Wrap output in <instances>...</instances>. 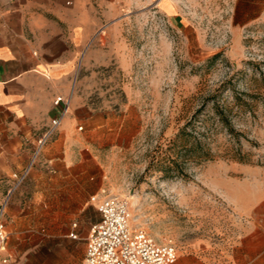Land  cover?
Segmentation results:
<instances>
[{"label": "rangeland", "instance_id": "1", "mask_svg": "<svg viewBox=\"0 0 264 264\" xmlns=\"http://www.w3.org/2000/svg\"><path fill=\"white\" fill-rule=\"evenodd\" d=\"M252 2L134 6L104 30L106 51L80 76L97 115L81 131L83 163L61 168L56 179L33 156L23 174L0 178L4 256L35 253L43 260L34 264H51L63 248L39 244L86 246L99 195L129 199L134 226L174 245L176 264L228 260L245 224L238 204L264 197V21ZM189 122L220 157L167 174L169 143Z\"/></svg>", "mask_w": 264, "mask_h": 264}, {"label": "crops", "instance_id": "2", "mask_svg": "<svg viewBox=\"0 0 264 264\" xmlns=\"http://www.w3.org/2000/svg\"><path fill=\"white\" fill-rule=\"evenodd\" d=\"M165 1L0 0V178L23 174L38 140L57 119L60 124L37 159L54 169L56 179H63L61 168L83 163L86 144L79 128L97 115L80 76L106 51L100 46L102 33L117 24L122 12L164 7ZM252 4L264 21V0ZM58 98L62 101L56 105ZM237 215L245 224L224 264H264V197L240 202ZM39 246L63 248L49 257L51 264H82L86 254L79 242ZM39 260L43 257L35 253L18 254L9 264Z\"/></svg>", "mask_w": 264, "mask_h": 264}, {"label": "built area", "instance_id": "3", "mask_svg": "<svg viewBox=\"0 0 264 264\" xmlns=\"http://www.w3.org/2000/svg\"><path fill=\"white\" fill-rule=\"evenodd\" d=\"M62 98H58V105ZM66 112V111H64ZM60 119L52 122V128L37 143L34 160L37 159L48 139L53 135ZM80 130L83 128L80 127ZM34 163V162H33ZM99 213V220L91 226L86 240V254L82 264H176L179 252L172 244H162L152 238L147 231L133 224L131 202L117 196L91 199ZM76 227V225H74ZM73 240L78 235L70 234ZM8 233L6 224L0 217V264H9L7 253Z\"/></svg>", "mask_w": 264, "mask_h": 264}, {"label": "trees", "instance_id": "4", "mask_svg": "<svg viewBox=\"0 0 264 264\" xmlns=\"http://www.w3.org/2000/svg\"><path fill=\"white\" fill-rule=\"evenodd\" d=\"M220 122L230 127L226 116L223 113L219 114ZM205 135L198 130L196 124L189 122L183 128L180 129L179 133L174 139L170 141L169 148L174 152V158H171L170 165L163 168L167 174L170 171H178L180 166L185 163H195L197 165L202 164L205 161H213L220 157L215 154L211 148L207 146ZM240 162L243 159L240 156H234Z\"/></svg>", "mask_w": 264, "mask_h": 264}]
</instances>
